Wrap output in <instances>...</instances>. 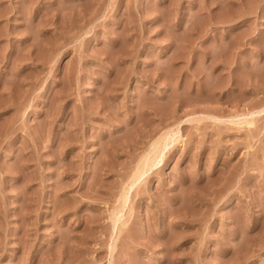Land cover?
Returning a JSON list of instances; mask_svg holds the SVG:
<instances>
[{"label":"rangeland","instance_id":"obj_1","mask_svg":"<svg viewBox=\"0 0 264 264\" xmlns=\"http://www.w3.org/2000/svg\"><path fill=\"white\" fill-rule=\"evenodd\" d=\"M0 264H264V0H0Z\"/></svg>","mask_w":264,"mask_h":264},{"label":"bare ground","instance_id":"obj_2","mask_svg":"<svg viewBox=\"0 0 264 264\" xmlns=\"http://www.w3.org/2000/svg\"><path fill=\"white\" fill-rule=\"evenodd\" d=\"M163 140H164V139H163ZM163 140H162V141H163ZM165 142H166V141H165ZM159 143H160V142H159ZM162 143H163V142H162ZM154 146H157V147L154 148ZM154 146H153V148L156 150V154H158V152H159V154H160V153L162 152V150L165 148L163 144H161L160 146L154 144ZM155 150H154L153 152H155ZM156 154H155L154 156H156ZM148 156H150V155H148ZM148 156L146 155V156H145V159L148 158ZM152 156H153V155H152ZM154 156H153V157H154ZM153 157H149V158L154 159ZM149 158H148V159H149ZM143 161H144V163H143ZM143 161H142V163H141V165H140V168H142V166H143V168L146 167V168H145L146 170L149 169V168L152 166V162H153V164H154V161H153V160H150V159H149V160H147V159L144 160V159H143ZM138 170H139V169H138ZM140 170H141V169H140ZM142 170L144 171V169H142ZM143 171L138 172L139 174L137 173L138 176L136 177V180H137L139 177H141ZM137 181H138V180H137ZM124 197H125V196H124ZM117 216H118V215H117ZM116 220H117V219H116Z\"/></svg>","mask_w":264,"mask_h":264}]
</instances>
